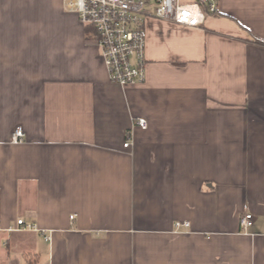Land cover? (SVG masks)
<instances>
[{
    "label": "crops",
    "instance_id": "1",
    "mask_svg": "<svg viewBox=\"0 0 264 264\" xmlns=\"http://www.w3.org/2000/svg\"><path fill=\"white\" fill-rule=\"evenodd\" d=\"M201 2L122 88L64 0H0V264H264V0Z\"/></svg>",
    "mask_w": 264,
    "mask_h": 264
},
{
    "label": "built area",
    "instance_id": "2",
    "mask_svg": "<svg viewBox=\"0 0 264 264\" xmlns=\"http://www.w3.org/2000/svg\"><path fill=\"white\" fill-rule=\"evenodd\" d=\"M67 11L77 14L80 23L92 30L100 58L110 82L122 88L142 85L146 81L145 56L147 23L150 20L168 22L178 26L195 28L204 21V11L196 0H64ZM210 3L208 13H215ZM134 125L145 130L143 118ZM21 129L14 132L12 144L23 141ZM127 138L124 147L129 145ZM71 217L70 219H72ZM253 217L245 213L240 218V228L246 232ZM16 230H35L34 226L17 221ZM188 227V223H176L175 228Z\"/></svg>",
    "mask_w": 264,
    "mask_h": 264
},
{
    "label": "trees",
    "instance_id": "3",
    "mask_svg": "<svg viewBox=\"0 0 264 264\" xmlns=\"http://www.w3.org/2000/svg\"><path fill=\"white\" fill-rule=\"evenodd\" d=\"M196 2H198L201 5L203 11L207 10L205 4L202 3L201 0H196ZM86 29L88 30L89 28L86 27ZM89 30L92 31L91 29H89Z\"/></svg>",
    "mask_w": 264,
    "mask_h": 264
}]
</instances>
